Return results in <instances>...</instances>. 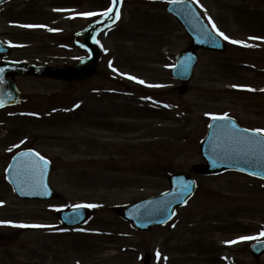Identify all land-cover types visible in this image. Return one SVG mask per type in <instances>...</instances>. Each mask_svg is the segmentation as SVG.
<instances>
[{"label":"rangeland","instance_id":"1","mask_svg":"<svg viewBox=\"0 0 264 264\" xmlns=\"http://www.w3.org/2000/svg\"><path fill=\"white\" fill-rule=\"evenodd\" d=\"M197 1L208 21L243 43L229 42L224 55L199 52L186 94L170 71L191 41L165 13L169 0H126L121 24L100 36L102 60L89 80L16 78L22 102L0 111V264H142L146 253L151 264H264L251 255L257 240H239L264 232V182L193 172L204 162L200 143L211 116L264 129V0ZM29 2L0 11L12 60L71 66L86 56L74 44L75 14L107 0ZM30 147L52 161L62 200L23 201L7 182L11 158ZM161 170L191 174L199 189L173 223L137 233L115 208L167 191ZM82 204L97 205L94 217L63 229L55 211Z\"/></svg>","mask_w":264,"mask_h":264},{"label":"water","instance_id":"2","mask_svg":"<svg viewBox=\"0 0 264 264\" xmlns=\"http://www.w3.org/2000/svg\"><path fill=\"white\" fill-rule=\"evenodd\" d=\"M168 12L177 17L180 23L193 39L192 48L183 52L177 58V66L172 75L188 83L193 75L197 62L196 49L224 51L225 46L212 33L195 11L191 3H174L168 7ZM103 22L94 26L89 32L77 37V43L84 44L92 57L83 60L79 65L70 68H47L36 66H23L16 63L0 65V108L15 105L20 101V94L13 81V75H31L49 78H73L82 79L92 76L96 72L99 60L92 39L96 31L101 29ZM10 50L0 47V55L8 56ZM187 91L186 87L180 88V92ZM240 129L231 120H214L211 124L208 137L202 144V155L207 160V166H198L200 173L214 174L226 170H236L258 176L264 179V151L258 145L243 143L237 132ZM245 139H264L257 137L253 132L242 133ZM26 151L22 153H28ZM35 153V152H32ZM43 169V174H41ZM51 166L48 163L44 167L43 162L36 156H22L18 154L12 161L7 179L13 185L17 195L24 200L49 201L61 199L49 186V174ZM172 190L158 197L144 200L138 204L118 208V213L132 223V226L142 232L151 228L166 224L175 216L178 207L184 206L195 191L194 182L187 176H174L170 180ZM185 185L190 191H186ZM64 226H76L85 224L91 216L89 207L60 210L57 213ZM255 258L264 255V243H256L251 248ZM146 260L145 264H149Z\"/></svg>","mask_w":264,"mask_h":264},{"label":"snow or ice","instance_id":"3","mask_svg":"<svg viewBox=\"0 0 264 264\" xmlns=\"http://www.w3.org/2000/svg\"><path fill=\"white\" fill-rule=\"evenodd\" d=\"M169 2L171 3H183L184 0H169ZM118 3V0H112V5L113 7H115V5ZM113 7H109L107 9V11L105 12H101V13H94V12H89V13H85L84 15L85 16H96V15H100V16H104V17H110V13L113 12ZM119 12L117 11L115 13V18L116 19H119ZM209 23L212 24V30L215 32L216 36L220 37L221 39L225 40V41H228L230 43H233V44H242L243 42L241 41H237V40H231L227 35H225L223 32H221L214 23H212L211 21V18H209ZM21 27H28V28H32V27H41L40 25H20ZM48 31H53V29H48ZM249 39H258L256 37H249ZM243 46L247 47L249 45L247 44H244ZM113 71H115V69H113ZM128 79H131V80H136L135 77H131L129 76ZM137 83H140V84H144L145 82L142 81V80H136ZM149 87H152V85H148ZM233 87H236L235 85ZM251 90V89H249ZM77 107H79V105H77ZM167 107V105H166ZM212 119L213 120H228L229 117H227L226 115L225 116H212ZM211 127V126H210ZM249 130L248 129H242V130H237L238 133H240L241 135L239 136L240 140L247 144V145H258L260 146L261 150L264 151V139H256V138H252V139H245L243 136H242V133H246L248 132ZM255 134L257 137H264V129H255ZM9 151H11V149H9ZM22 156H36L38 157L39 161H42L43 162V165L44 167L47 166V164L49 163L47 160H45V158L43 156H40L39 153H32V152H28V153H21ZM41 174H43V169H41ZM185 189L186 191L184 192H181L180 195L183 196V195H186L187 194V191H190V189L188 188L187 185H185ZM76 207L78 208H82V207H97V205H77ZM18 227H43L42 225H17ZM264 237V232H261L259 234V236H242L239 238L240 241H249V240H257L261 243H264V240H261V238ZM239 241H236V240H233V241H230L228 243L230 244H236L238 243ZM160 256V253L157 252V257ZM164 259H167V257H165Z\"/></svg>","mask_w":264,"mask_h":264},{"label":"flooded vegetation","instance_id":"4","mask_svg":"<svg viewBox=\"0 0 264 264\" xmlns=\"http://www.w3.org/2000/svg\"><path fill=\"white\" fill-rule=\"evenodd\" d=\"M87 7V6H86ZM99 9H92V10H79V11H81V12H79L78 13V16H79V18H78V21H80V30H83L84 28H86L87 26H89L91 23H92V21H93V19H92V17L93 16H91L90 18H87L86 20L84 19V14L85 13H89V12H97ZM83 22H85V23H83ZM83 24H85V26H83ZM0 38L2 39V34H0Z\"/></svg>","mask_w":264,"mask_h":264}]
</instances>
